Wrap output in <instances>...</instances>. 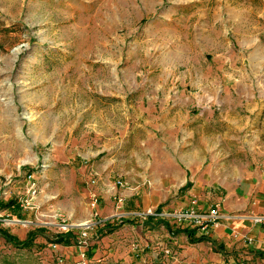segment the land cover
<instances>
[{
	"label": "rangeland",
	"instance_id": "obj_1",
	"mask_svg": "<svg viewBox=\"0 0 264 264\" xmlns=\"http://www.w3.org/2000/svg\"><path fill=\"white\" fill-rule=\"evenodd\" d=\"M174 161L264 166V0H0V230H40L0 264H218L146 221L181 212Z\"/></svg>",
	"mask_w": 264,
	"mask_h": 264
},
{
	"label": "crops",
	"instance_id": "obj_2",
	"mask_svg": "<svg viewBox=\"0 0 264 264\" xmlns=\"http://www.w3.org/2000/svg\"><path fill=\"white\" fill-rule=\"evenodd\" d=\"M188 166L183 168L177 161L172 165L175 170L171 178L178 183L177 191L180 190L183 199L180 211L193 209L206 213L209 207L217 206L221 216L216 226L204 236L209 241L199 243L201 247L218 248V253H213L218 264L240 260L248 264H264V225L251 219L264 216V166L254 164L253 168L239 175L234 186L229 185L224 177L212 179L210 172H207L210 182L189 180L187 175L192 164ZM157 204L154 205L156 208ZM152 205V202H146V207ZM248 239L252 241L248 243Z\"/></svg>",
	"mask_w": 264,
	"mask_h": 264
},
{
	"label": "trees",
	"instance_id": "obj_3",
	"mask_svg": "<svg viewBox=\"0 0 264 264\" xmlns=\"http://www.w3.org/2000/svg\"><path fill=\"white\" fill-rule=\"evenodd\" d=\"M0 206H2L3 209H10L11 211H13V213L17 217V219H20V220L22 219L21 218V211H22L21 206L19 204L15 203L14 201H8L6 203L0 201ZM154 219L155 218H153V217H146V221H148V220L153 221ZM99 223H103L106 228H110L109 223L107 221L106 222H99ZM130 223H132V221H129L128 219L121 220V224H130ZM161 223H163V222H161ZM113 230H114V228L111 227V231H113ZM176 233L185 235L191 244L209 241L204 236L195 237L196 232L194 230H190L187 228L180 229ZM39 234H40V230H38L36 233L30 234V236L27 239L20 241L16 237L9 235L6 231L0 230V237L7 244L11 245L16 250H30L31 247L33 246L34 239ZM74 239H75V236L73 235V231L70 230V231L66 232L65 234H60V235L56 236V238L53 240V243L57 244V245H62V246H70L71 241Z\"/></svg>",
	"mask_w": 264,
	"mask_h": 264
},
{
	"label": "built area",
	"instance_id": "obj_4",
	"mask_svg": "<svg viewBox=\"0 0 264 264\" xmlns=\"http://www.w3.org/2000/svg\"><path fill=\"white\" fill-rule=\"evenodd\" d=\"M96 205V200L91 202V207L94 208ZM145 217H159L167 218L173 217L176 219L184 228L194 230L196 235L207 236L212 228L216 226L217 220L221 217L218 207L211 206L208 208L206 213H199L191 209L190 211L178 212L171 216L170 214H152L151 212L145 215ZM254 223L264 225V216H256L251 218ZM252 240L248 239L247 242L250 243ZM262 251L264 252V245L262 246ZM229 264H244L242 261H235Z\"/></svg>",
	"mask_w": 264,
	"mask_h": 264
},
{
	"label": "bare ground",
	"instance_id": "obj_5",
	"mask_svg": "<svg viewBox=\"0 0 264 264\" xmlns=\"http://www.w3.org/2000/svg\"><path fill=\"white\" fill-rule=\"evenodd\" d=\"M83 224H85V222H84V223H82V225H83Z\"/></svg>",
	"mask_w": 264,
	"mask_h": 264
}]
</instances>
